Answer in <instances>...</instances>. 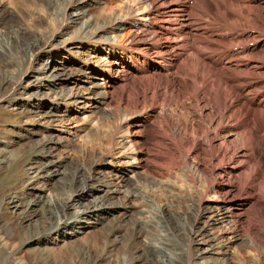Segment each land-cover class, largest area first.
I'll list each match as a JSON object with an SVG mask.
<instances>
[{"label": "rangeland", "instance_id": "374dc122", "mask_svg": "<svg viewBox=\"0 0 264 264\" xmlns=\"http://www.w3.org/2000/svg\"><path fill=\"white\" fill-rule=\"evenodd\" d=\"M67 1L0 0L5 22L14 15V30L42 38L36 54L17 53L7 38L13 28L4 34L0 25V264H264L263 219L246 211V200L236 192L225 195L229 188L220 179L232 170L231 163L221 162L224 147L219 142L234 147L235 138L219 130L212 143L188 139L182 149L189 152L187 158L174 153L158 142L162 134L173 137L161 109L180 125L207 126V120L197 122L200 112L194 106L185 111L188 102L164 103L156 96L147 105L156 109L144 112L146 107L134 103L140 92L132 83L134 76L107 72L114 68L119 49L110 48L105 38L115 45L121 41L122 48L129 45L135 26L144 28L141 0H83L84 15L64 33L57 20ZM253 1V6L264 7V0ZM128 12L132 21L123 17ZM115 17L127 25L82 39L85 19L98 28ZM116 78L121 82L115 84ZM160 91L171 93L163 86ZM70 94L72 100L56 103V96ZM153 111L158 117L150 127L147 117ZM139 123L143 126L135 127ZM255 153L264 170V151ZM144 154L150 163L147 156L140 159ZM48 163L49 170L57 166L60 174H47ZM81 164L85 177L92 178L86 189L69 183L74 165ZM134 187L137 196L129 200L125 191ZM105 192L110 197L104 211L90 212L89 203L101 200ZM51 203L59 207V216L60 207L64 209L65 222L59 226V216L51 217ZM222 206L236 213L238 237L226 219L206 226ZM250 224L253 232H247ZM248 233L260 237L259 242L254 244ZM150 246L158 254L149 252Z\"/></svg>", "mask_w": 264, "mask_h": 264}, {"label": "bare ground", "instance_id": "6f19581e", "mask_svg": "<svg viewBox=\"0 0 264 264\" xmlns=\"http://www.w3.org/2000/svg\"><path fill=\"white\" fill-rule=\"evenodd\" d=\"M140 2V7L145 13L142 15L145 24L140 27L144 28L134 25L137 30L129 45L122 48L121 41L115 45L110 43L108 37L105 38L110 48L119 49V58L113 62L114 68L112 71L108 68L107 72L111 74L115 70L129 71L128 73L134 76L135 80H132V83L135 87L138 85L136 88L140 89L135 95L134 103L146 107L143 108L144 112L156 109L155 106L150 108L147 106L153 102L154 98L152 99L151 96H156L164 103L188 102L189 104L183 107L185 111H189L190 107L194 106L200 112L197 122L207 120V126L192 125L187 122L184 123L185 125H180L179 121L172 119L161 109L165 128L169 129L172 134L170 136L173 137L169 140L162 134L158 142L174 153H183L187 158L189 152H183L182 149L186 147L188 139L202 138L204 143H212L217 138L219 130H224V133H229V136L235 138L234 147L226 142H219L224 147L221 150V162L231 163L228 169L232 170L220 177L222 183L227 182L229 188L225 195L236 192V196L246 200V211H256L264 221V170L256 161L255 153L261 149L264 151V26L257 27L258 23H264L263 5L253 6L255 3L253 0H193L192 4L189 1L186 3L185 0H141ZM85 3L83 0L67 1L68 5L57 20L63 23L64 33H68L77 23V18L84 15L80 10ZM69 7L71 12L66 15V9ZM127 9L130 11L133 8L129 6ZM109 12L113 16L117 14L115 9H110ZM132 16L134 15L128 12L123 17L132 21ZM118 19L120 17L110 19L98 28H92L90 19H85L81 25L80 35L82 39H90L91 36L106 31V28L119 31L127 23ZM5 20V17H0V25L5 29L4 34L13 28V36H7L11 47L17 53L22 51L31 55L36 54L42 38L38 39L36 34H25L22 30H14L16 27L14 15L11 20L6 22ZM245 29V33L241 32ZM150 33L153 37L146 39L145 37L151 36ZM249 43L252 45L250 46ZM257 46V50L254 51ZM144 62L147 65H144ZM118 80L116 78L115 84L121 82ZM104 86L105 83L102 87ZM162 86L171 93L162 94L160 91ZM104 95L100 96L104 98ZM72 98L74 95L70 94L56 96L55 100L56 103L61 101L67 103ZM74 102L76 101H71ZM154 112L147 117V122L151 121L150 127L155 125L154 117H158V115L153 116ZM49 119L48 115V122ZM137 126L143 124H135V127ZM208 149L215 152L214 147ZM146 156V163H150L148 154H144L140 159H145ZM192 161L196 162L195 157ZM50 164L44 165L47 167V174H50V170H54L51 174H60V171L56 170L57 166L52 165L49 170ZM180 166L181 163L176 162L175 168ZM85 174V165H74L69 183L75 182L79 185V189H86L92 178L85 177ZM200 174L202 180L208 182L206 174L203 172ZM125 193H128L129 200L137 196L135 187ZM109 197L108 192H105L101 200L91 201L92 203L88 205L89 211L103 212L102 206ZM48 206L51 217H58L59 207L54 206L53 203ZM226 206L234 205L231 203ZM215 210V214L210 216L213 221L210 220L206 226L210 227V222L214 223L218 219L222 221L226 219L229 231L235 235L234 237H238L236 213L231 208H223V206L220 210L217 207ZM63 211L64 209L60 207V216L55 221L57 226L65 222V214H61ZM197 221V218L194 223L192 221L190 231H193L192 224H197ZM250 231H254L251 224L247 227V232ZM248 234L254 244L259 242L260 237L252 233ZM150 248L149 252L158 254L159 251L155 247L150 246Z\"/></svg>", "mask_w": 264, "mask_h": 264}]
</instances>
